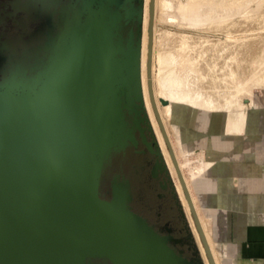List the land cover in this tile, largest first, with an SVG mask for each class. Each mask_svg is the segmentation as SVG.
<instances>
[{
    "label": "water",
    "instance_id": "1",
    "mask_svg": "<svg viewBox=\"0 0 264 264\" xmlns=\"http://www.w3.org/2000/svg\"><path fill=\"white\" fill-rule=\"evenodd\" d=\"M50 18L41 46L0 61V264H203L181 203L191 261L131 210L127 181L100 197L136 132L162 157L140 87L143 0H71Z\"/></svg>",
    "mask_w": 264,
    "mask_h": 264
},
{
    "label": "rangeland",
    "instance_id": "2",
    "mask_svg": "<svg viewBox=\"0 0 264 264\" xmlns=\"http://www.w3.org/2000/svg\"><path fill=\"white\" fill-rule=\"evenodd\" d=\"M146 1L147 0L144 1L145 9ZM158 2L159 4L157 5ZM148 4V20L147 22L145 21L144 13V24L142 25V47L144 45L145 32L147 34L146 47L148 49V62L146 70L148 89L149 81L151 82V85H153V81L155 79V85L157 86L156 90H158L162 100L163 96H165L172 103L173 113L176 111V114L174 115L175 119L173 120L175 124L173 126H175L176 134L184 137L181 132L189 131L195 123H200L202 126L206 125V123H209L208 127L211 132L221 139L227 132L226 131L224 133L226 127L225 124L229 113L228 111L232 105L233 107L236 106L234 107L235 111L240 109L238 112L245 113V122H247L246 112L248 111V108H250V112L253 111L252 107L258 105L264 109V0H155L154 8L157 6L156 8L158 10L156 8L154 9L155 16H157H154L155 25H153V28L155 29L156 26L157 28L155 30L153 29V44L151 47L152 51L150 52V37L148 30L150 26L151 0H148ZM11 13L12 11H10L9 14ZM17 15L18 13L16 16ZM237 43H239V45ZM233 44H235V46ZM27 49L28 48H24L23 52H26ZM246 50L248 52L251 50L253 54L250 52L251 55L249 57ZM153 51L154 55L156 54L155 61L150 60L149 63V58L152 59L151 55ZM237 51L240 53H236ZM7 52L8 56L11 58V61L13 59H22L17 56L19 54H15L12 48ZM149 67L152 73H154V70L156 71L154 74L151 73L152 79L154 78L153 81H151V78H148ZM242 69L245 72H243ZM246 69H249L248 72L250 73H247ZM187 71L192 75H189V73L187 74ZM236 71L238 72L235 73ZM240 71L243 72L242 75H245L246 78L245 76L241 75ZM256 75L257 77L255 79L254 77ZM238 83L240 85H238ZM251 85L253 87L255 86L254 89L257 87L256 89L258 90L254 91ZM153 90L156 91L152 86V92ZM250 90H253V92ZM254 92H256L255 95ZM144 93L145 90L143 91V94ZM153 95L155 96V93ZM143 100L145 112L149 120V125L153 131L158 148L160 149L169 175L173 181L176 193L180 199V203L182 204L186 219L190 226L187 210L183 203L182 197L177 190L173 172L171 171V168L169 169L168 161L166 160L164 151L159 144L160 142L156 135L155 127L153 126V123H151V116L154 117L157 126L159 125L158 127L161 129L160 124L157 120L154 110H152V114L149 113L147 104H145V94ZM246 100L249 101L247 104L245 103ZM205 103H207V108L204 109L205 111L199 110L198 107H203ZM207 109L211 112H206ZM191 112L193 114H191ZM194 113L196 114L195 116H193ZM231 133L237 134L236 132ZM261 137L262 139L264 138L263 132ZM187 139L189 140V138ZM175 147L177 148V146ZM190 148L191 145L188 146L189 150ZM202 158L203 161H201ZM179 159L182 160V163L190 164V161L188 162L185 158V160H183V157H180ZM209 159L210 158H207L206 156H200V162L202 163V167L200 169L208 168L207 171L205 170L206 175L209 173H214L215 170H219V174H222V167L220 165H212ZM192 166L191 168H186L185 174L189 177V173L192 170H199L192 168ZM193 195L198 198L195 193H193ZM185 198L187 200L186 195ZM198 207H201L199 203ZM190 211L194 221L196 222L191 209ZM212 223L214 226V222ZM191 231L195 239L196 236L192 229Z\"/></svg>",
    "mask_w": 264,
    "mask_h": 264
},
{
    "label": "crops",
    "instance_id": "3",
    "mask_svg": "<svg viewBox=\"0 0 264 264\" xmlns=\"http://www.w3.org/2000/svg\"><path fill=\"white\" fill-rule=\"evenodd\" d=\"M208 125L195 123L181 134L191 142L187 150L223 169L222 174L214 169L195 186L200 206L214 222L222 262L264 264V109L254 107L239 134L226 132L220 139Z\"/></svg>",
    "mask_w": 264,
    "mask_h": 264
},
{
    "label": "flooded vegetation",
    "instance_id": "4",
    "mask_svg": "<svg viewBox=\"0 0 264 264\" xmlns=\"http://www.w3.org/2000/svg\"><path fill=\"white\" fill-rule=\"evenodd\" d=\"M70 1L0 0V61L3 58L9 61L7 51L11 48L20 54L19 51L24 48L41 46L43 41L38 43L35 36L42 33L45 39L50 17H54ZM131 27H125L123 33ZM143 135L144 140L136 132L137 146H130L112 158L101 178L100 197L110 199V186L114 178L127 181L132 197L131 210L145 219L159 236L171 238L173 241L168 246L176 254L181 252L184 259L191 261L194 256L189 229L182 216L173 181L165 168L163 157L156 154L151 134L144 131ZM92 264L110 263L94 260Z\"/></svg>",
    "mask_w": 264,
    "mask_h": 264
},
{
    "label": "bare ground",
    "instance_id": "5",
    "mask_svg": "<svg viewBox=\"0 0 264 264\" xmlns=\"http://www.w3.org/2000/svg\"><path fill=\"white\" fill-rule=\"evenodd\" d=\"M144 1L143 0V17H144V13H145V21L147 22L148 20V15H149V4H148V0L146 1V9L144 8ZM154 1L155 0H151V13H150V26H149V52L152 51L151 50V47H152V44H153V25L154 24V16H155V13H154V9L157 7L154 8ZM157 1V0H156ZM159 4V2L157 3V5ZM157 9V8H156ZM158 10V9H157ZM156 10V11H157ZM157 14V13H156ZM157 16V15H156ZM155 16V17H156ZM144 20V18H143ZM143 20H142V25L144 24L143 23ZM156 20V19H155ZM157 23V22H156ZM147 25V24H146ZM155 27V26H154ZM157 28V26H156ZM155 28V29H156ZM146 29V28H145ZM154 29V30H155ZM142 30H143V27H142ZM147 31V32H148ZM157 32V30H156ZM155 35V33H154ZM154 41H155V38H154ZM146 43H147V34L145 32L144 34V45L142 47V37H141V46H140V59H139V76H140V87H141V92H142V99L144 98V94H145V104H147V109L149 111L150 114H152V110H154L155 114H156V117H157V120L160 124V127L161 129L157 126L156 124V121L154 119L153 116H151V120L153 123V126L155 127V131H156V135L158 137V140H159V144L160 146L162 147L163 151H164V156H166V160L168 161V164H169V169L171 168V171L173 172V177H174V180H175V184H176V187H177V190L180 194V196L182 197V200H183V203L185 205V208L187 210V213H188V216H189V221H190V227L191 229L193 230L196 238V242H197V246L200 247L198 248L199 251H200V255H201V258H202V262L203 264H223L222 262V259H221V254H220V251L217 247V244L215 242V236H214V226L212 225L213 223L211 222L212 221V218L208 217L207 214H206V210L205 208H203L202 206L201 207H198V203L200 202V197L198 196V198H196L193 193H195V186H197V182L204 176H208L206 175V171L208 170V168H202V163L200 162V156H198V153L196 151H189L187 150L188 149V146L191 145V142L190 140H188L186 137H182V136H179L178 134H176L175 132V125L173 120L175 119L174 115L176 114V111L173 113V105L172 103L169 101V99L165 96H163V100L161 98V96L159 95L158 93V90L157 89V86L155 85V79L153 81L152 79V74H154L156 71L154 70V73H152L150 71V67H149V79L151 78L153 81V85H151V82L149 81V89H148V83H147V70H146V67H147V59H148V49L146 47ZM241 43V42H240ZM239 45V43H237ZM235 46V44H233ZM154 46H155V43H154ZM153 46V47H154ZM252 46V45H251ZM250 47V46H249ZM142 48H143V54H142ZM156 48V46H155ZM154 48V49H155ZM231 48V47H230ZM235 48V47H234ZM248 48V47H247ZM153 49V50H154ZM252 49V48H251ZM235 50V49H234ZM238 50V49H236ZM241 50V49H240ZM243 50V49H242ZM156 52V51H155ZM247 52V55H251V50ZM251 52V53H250ZM235 53V52H234ZM238 53V51L236 52ZM240 53V52H239ZM238 53V54H239ZM244 53V52H243ZM241 53V54H243ZM255 53V52H254ZM240 54V55H241ZM253 54V53H252ZM257 54V53H256ZM255 55V54H254ZM143 56V57H142ZM155 56L156 54L154 55V51L152 52V59L149 58V63H150V60L152 61H155ZM237 56V55H236ZM242 56V55H241ZM246 56V55H245ZM244 56V58H245ZM248 57V56H247ZM256 57V56H255ZM191 58V57H190ZM255 59V58H254ZM173 60V59H172ZM191 60V59H190ZM179 61V60H178ZM183 63V62H182ZM192 63V62H190ZM236 63V62H235ZM257 63V62H256ZM154 64V63H152ZM187 64V63H186ZM244 64V63H242ZM177 65V64H176ZM236 65V64H235ZM152 66V65H151ZM243 66V65H242ZM241 66V67H242ZM257 66V65H256ZM154 67V65H153ZM151 67V68H153ZM188 67V66H187ZM237 67V66H236ZM235 67V68H236ZM192 69V67H191ZM253 69V68H252ZM153 70V69H152ZM243 70V69H242ZM247 70V69H246ZM249 70V69H248ZM247 70V73H250L248 72ZM190 71V70H189ZM192 71V70H191ZM239 71V70H238ZM238 71H236L235 73H237ZM179 72V71H178ZM241 72V75L243 72H245L243 70L240 71ZM152 73V74H151ZM189 72L187 71V74ZM246 73V74H247ZM259 73V72H258ZM245 74V73H244ZM189 75H192L189 73ZM250 75V74H249ZM142 76H143V83H142ZM154 76V75H153ZM242 76H245V75H242ZM155 77V76H154ZM182 77V76H181ZM191 77V76H190ZM249 77V76H248ZM257 75L254 77L256 79ZM239 78V77H238ZM246 78V76H245ZM253 78V79H254ZM259 78V77H258ZM264 79V78H263ZM197 80V79H196ZM239 80V79H238ZM237 80V81H238ZM247 80V79H246ZM249 80V79H248ZM194 81V80H193ZM240 81V80H239ZM257 82H259L258 80H256ZM261 81V80H260ZM241 82V81H240ZM243 82V81H242ZM245 82V81H244ZM247 82V81H246ZM264 82V81H263ZM236 83V82H235ZM249 83V82H248ZM251 83V82H250ZM246 84V83H245ZM244 84V85H245ZM264 84V83H263ZM238 85H240L238 83ZM259 85V84H258ZM144 86V88H143ZM152 86L153 88L156 90L153 92L155 93V96L153 95L154 93L152 92ZM156 86V87H155ZM176 86V85H175ZM243 86V84H242ZM248 86V84H247ZM252 86V85H251ZM187 87V86H186ZM245 87V86H244ZM243 87V88H244ZM255 87V86H254ZM254 87L252 86L253 90H258V89H254ZM251 88V89H252ZM145 90V93L143 94V91ZM149 90H150V95H149ZM253 90H250L253 92ZM260 90V89H259ZM249 91V90H248ZM247 91V92H248ZM240 92V91H239ZM242 92V91H241ZM257 92V91H256ZM256 92H254V95L256 94ZM243 93V92H242ZM253 94V93H252ZM241 95V93H240ZM150 96H151V100H150ZM188 96V95H187ZM156 99V100H154ZM184 99V98H183ZM187 101V100H186ZM205 101V100H204ZM209 101V100H208ZM182 102V101H181ZM249 101L246 100L245 103L247 104ZM152 103V105H151ZM156 103V104H155ZM143 104H144V100H143ZM187 104V103H185ZM190 104V103H189ZM192 104V103H191ZM207 103H205L203 105V108L202 106L201 107H198L199 110L201 111H205L204 109H206ZM219 105V104H218ZM152 106H153V109H152ZM195 106V105H194ZM220 106V105H219ZM157 107V108H156ZM218 107V106H217ZM229 107V105H228ZM227 107V109H228ZM236 107V106H234ZM233 107V105L230 107V110L227 112L228 113V116H227V121H226V124H225V130H224V133L227 131V132H236L237 134H239L243 128H244V125H245V113H241V112H238L240 111V109L238 111H235V108ZM256 107V106H255ZM219 108V107H218ZM222 108V106H221ZM214 109V108H213ZM216 109V107H215ZM234 109V110H233ZM250 108H248V111L246 112L247 114L250 112L249 110ZM252 109H254V107H252ZM158 110V111H157ZM222 110V109H221ZM225 110V108H224ZM210 110H206V112H208ZM218 111V110H217ZM223 111V110H222ZM205 112V113H206ZM211 112V111H210ZM213 112V111H212ZM159 113V114H158ZM196 113V112H195ZM194 113L193 116H195L196 114ZM219 115V114H218ZM160 116V117H159ZM214 116V115H213ZM161 119V120H160ZM211 119V118H210ZM219 120V118H218ZM225 120V119H224ZM149 122V120H148ZM213 122V121H212ZM218 122V121H217ZM215 124V123H214ZM213 125V123H212ZM221 130V129H220ZM223 132V130H222ZM177 146V148L175 147ZM176 148V149H175ZM161 149V150H162ZM198 156V157H197ZM180 157H183V160H187L188 162L190 161V164L188 163H182L179 158ZM197 157V159H195L194 161L192 160V158H195ZM185 158V159H184ZM182 159V158H181ZM205 160V158H204ZM186 161V162H187ZM203 161V158L202 160ZM198 164H200L201 166H197ZM205 164V163H204ZM193 165V166H192ZM195 168V169H199V170H192L189 175L187 176L185 173H186V168L190 167L191 168ZM159 167V166H158ZM206 170V171H205ZM185 194H184V192ZM185 195L187 197V200L185 198ZM190 205V206H189ZM191 207V208H190ZM190 209L192 210L193 212V215L195 217V220L196 222L194 221V218L191 214V211ZM197 223V225H196ZM199 228H198V227ZM200 230V232H199ZM202 252V253H201ZM238 264V263H237Z\"/></svg>",
    "mask_w": 264,
    "mask_h": 264
}]
</instances>
